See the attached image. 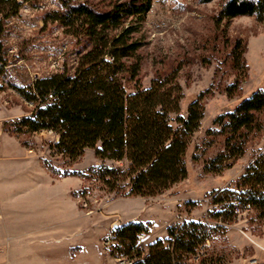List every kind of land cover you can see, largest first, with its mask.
<instances>
[{"label":"trees","instance_id":"obj_1","mask_svg":"<svg viewBox=\"0 0 264 264\" xmlns=\"http://www.w3.org/2000/svg\"><path fill=\"white\" fill-rule=\"evenodd\" d=\"M32 3L38 0H23ZM59 9L48 12L44 22L57 23L78 40L74 72H63L37 80L25 91H19L30 102L41 106L35 116H24L8 127L16 133L52 131L59 140L52 147L71 163L88 149L96 158L123 163L126 167L92 166L85 173L68 172L100 181L109 192L125 196L155 197L187 179V153L193 134L204 118L203 94L181 114L183 88L176 71L157 75L149 88L140 83L141 44L134 36L151 10L153 0L115 1L100 9L89 0H57ZM207 2L212 0H205ZM20 0H0L16 13ZM255 16L264 20V0H226L218 20ZM0 29V75L7 61L3 56ZM245 47L238 41L231 52L233 68L245 70ZM134 82L135 92L127 84ZM238 82L226 89L232 96ZM175 116V118H173ZM208 135L221 139L219 151L206 160V173L221 174L247 152L251 140L264 135V90L256 91L231 112L217 117ZM8 129V130H9ZM47 168L60 176L51 163ZM64 176V175H63ZM211 203L221 211L209 212L213 223L185 221L168 228V237L148 246L143 255L135 252L138 235L149 233L150 224L129 222L111 230L114 243L112 257L133 260V264H187L206 248L208 242L224 237L226 225L236 221V202L264 218V147L255 153L243 175L227 188L211 194Z\"/></svg>","mask_w":264,"mask_h":264},{"label":"rangeland","instance_id":"obj_2","mask_svg":"<svg viewBox=\"0 0 264 264\" xmlns=\"http://www.w3.org/2000/svg\"><path fill=\"white\" fill-rule=\"evenodd\" d=\"M89 1L105 9L115 1L125 0ZM225 1L153 0L151 10L134 36L141 44L138 55L142 87L149 88L157 75L176 71L184 93L181 101L184 116L189 104L203 94L204 118L192 136L187 153L189 174L183 182L155 197L116 194L109 192L100 181L80 177L83 187L73 196L80 211L87 215L88 228L97 225L108 236L113 222L123 225L128 218L142 219L143 223L150 224L149 233H142L144 243L149 246L158 239H166L168 228L174 224L185 221L215 224L210 221L209 212L223 208L211 203V194L235 183L255 153L264 147V135H257L244 157L233 167L221 174L204 171L206 160L221 148V139L208 135L209 129L216 126L217 117L231 112L256 91L264 90V20L255 16L218 20ZM20 2L23 5L18 12L14 13L9 6H3L0 12L1 42L7 61L6 71L0 75V147L40 157L44 163L55 166L60 176L68 172L85 173L90 167L101 164L125 168L123 163L102 162L92 149L71 163L52 147L59 140L56 133L44 130L16 133L9 129L16 120L35 116L42 106L28 101L19 89L27 91L36 79L49 78L63 69L73 73L81 49L78 40L64 28L51 21L44 22L48 12L59 9L57 0ZM238 41L245 47L244 72L233 68L230 56ZM236 82L237 91L228 95L227 87ZM127 89L129 93L135 92L134 82L128 83ZM236 213L237 219L226 225L224 237L208 242L187 264H264V218L253 210ZM0 215V264H38L31 258L22 260L23 252L14 237L15 232L5 228L6 213L1 205ZM106 236L102 245L107 263L128 264L126 258L110 255V246L105 245Z\"/></svg>","mask_w":264,"mask_h":264},{"label":"crops","instance_id":"obj_3","mask_svg":"<svg viewBox=\"0 0 264 264\" xmlns=\"http://www.w3.org/2000/svg\"><path fill=\"white\" fill-rule=\"evenodd\" d=\"M82 187L80 177L54 176L40 157L0 147V205L24 262L108 264L102 245L107 232L97 225L88 228L73 196ZM137 221L145 222L128 218L123 223ZM116 225L121 223L113 222L112 228Z\"/></svg>","mask_w":264,"mask_h":264},{"label":"built area","instance_id":"obj_4","mask_svg":"<svg viewBox=\"0 0 264 264\" xmlns=\"http://www.w3.org/2000/svg\"><path fill=\"white\" fill-rule=\"evenodd\" d=\"M36 81H37V79H36ZM236 206H237V209H236L237 212H240L241 210H243V211L250 210L249 208H242L240 202H237V205ZM144 241H145V234H139L138 235L137 242H136L135 247H134L135 252H141V253H143V255L147 253L148 246H146V244L144 243ZM113 243H114V237L110 233L105 238V245L107 247H109ZM126 261H127L128 264H133V262H134L133 260H130V259H127V258H126Z\"/></svg>","mask_w":264,"mask_h":264}]
</instances>
